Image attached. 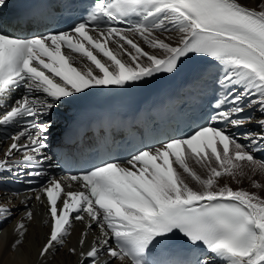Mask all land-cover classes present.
<instances>
[{"label": "snow or ice", "instance_id": "1", "mask_svg": "<svg viewBox=\"0 0 264 264\" xmlns=\"http://www.w3.org/2000/svg\"><path fill=\"white\" fill-rule=\"evenodd\" d=\"M9 7V0H0V127L23 125L0 159V182L23 174L26 183H40L20 201L24 211L5 246L16 250L23 244L34 199L46 207L49 229L42 258L63 248L79 221L80 251L68 249L78 264H264V197L217 183L248 171L264 175V158L256 155L264 153V118L255 120L258 131L244 133L248 144L219 126L252 124L249 110L264 117V3L253 8L240 0H69L61 5L71 20L65 30L27 36L4 30ZM162 32L180 38L172 43L154 35ZM135 36L162 55L145 51ZM196 60L205 64L198 79L216 68L214 111L205 124L67 178L44 170L52 167L48 141L61 106L96 88L139 87L161 74L174 76ZM15 154L22 158L13 160ZM189 159L207 168V178ZM253 187L264 184L253 180ZM17 212L10 201L0 203V234ZM93 226L99 234L85 251Z\"/></svg>", "mask_w": 264, "mask_h": 264}, {"label": "bare ground", "instance_id": "2", "mask_svg": "<svg viewBox=\"0 0 264 264\" xmlns=\"http://www.w3.org/2000/svg\"><path fill=\"white\" fill-rule=\"evenodd\" d=\"M240 3L245 4L249 7H257L259 3H264V0H240ZM155 36L165 39L166 42H172L176 43L178 42L180 38V34L176 32H162V33H154ZM135 39L138 41L139 45L145 50L149 52H155L157 55H162V53L159 50H152L146 45L143 40L139 36H135ZM127 57L125 56V60ZM257 116L261 117L260 113L257 111ZM264 118V117H261ZM5 149V146L0 144V153ZM189 165L197 172V174L202 175V178H206V174L208 175V170L206 167H202L201 165L197 164L194 160L189 159ZM213 166L215 164L213 163ZM178 171L181 172V175L184 176L185 180L189 183L191 187H193L196 190H200L196 186H193L192 180L190 177L187 176V174H184L182 170ZM248 171V170H246ZM248 176H252L253 179L260 178L262 179V182L257 180L259 183H264V175L256 174L252 175L250 171H248V175L244 177L238 176L236 179H232L228 176H223L218 179L217 183L220 186L228 185L236 187H244L239 186L242 182L245 180L249 181ZM244 180V181H243ZM253 185V180L251 181ZM251 182L249 185V189L251 190ZM236 187V188H238ZM246 188V187H245ZM240 189V188H238ZM233 189V190H238ZM263 188H256L254 187L252 190L257 193V195L262 197V194H264ZM10 200L7 199L6 196L0 195V203L8 202ZM13 203H17L19 207V212H17L16 217H14L10 224L5 225V233L0 234V264H78V257L76 255L71 254L68 249L71 247H76L77 251H80L78 240L80 238V233L84 230V224L80 222V224L76 223L72 229L71 235L68 237L65 246L61 248L56 254L49 255L46 258H42L39 256L40 248L42 247L43 243L46 241L47 234H48V227L44 225L43 221L47 218L45 208L42 204L32 199L28 206L32 208L34 212V218L31 222H26L28 226V233L24 238L23 244L18 247L16 250H11L10 247L5 246V237L7 239V245L10 246V244L13 242L15 235L13 232V229L15 227V224L17 223L18 217L23 213L24 208L23 205L18 201V199L13 200ZM99 230L92 228L89 231L88 237H87V244L85 246V251H87V248L91 243L94 241V239L98 236ZM103 257L106 259V256L103 255ZM104 259V260H105ZM101 260V256H100ZM103 261V260H101ZM85 264L86 261H85ZM114 264H118V262H114Z\"/></svg>", "mask_w": 264, "mask_h": 264}, {"label": "rangeland", "instance_id": "3", "mask_svg": "<svg viewBox=\"0 0 264 264\" xmlns=\"http://www.w3.org/2000/svg\"><path fill=\"white\" fill-rule=\"evenodd\" d=\"M204 174H202V175H200L201 177L203 176ZM206 176V178H207V174L205 175ZM252 180H255V181H257V180H259V181H261L262 182V179H260V178H258L257 177V179L255 178V179H253V177L251 178V179H249V181L248 180H243L244 182H242L239 186H243L244 185V187H238V186H236V187H238V188H240V189H242V190H246V191H249V192H252V193H256V192H254L252 189L254 188L253 187V185H252ZM250 182H251V190L249 189V185H250ZM194 183V185L193 186H196L197 188H199V185H197L194 181H192V184ZM262 184V183H261ZM264 184V183H263ZM218 186H220V185H218ZM230 187H232L233 189H238V188H236V187H234V185L233 186H230ZM246 187V188H245ZM263 191H264V188L262 189ZM257 194V193H256ZM262 197H264V194H262Z\"/></svg>", "mask_w": 264, "mask_h": 264}]
</instances>
